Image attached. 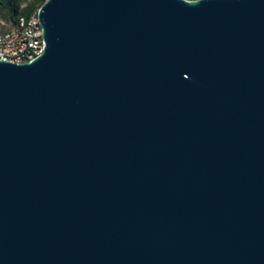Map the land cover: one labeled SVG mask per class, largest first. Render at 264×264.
Here are the masks:
<instances>
[{"label": "water", "instance_id": "water-1", "mask_svg": "<svg viewBox=\"0 0 264 264\" xmlns=\"http://www.w3.org/2000/svg\"><path fill=\"white\" fill-rule=\"evenodd\" d=\"M0 61V264H264V0H45Z\"/></svg>", "mask_w": 264, "mask_h": 264}, {"label": "built area", "instance_id": "built-area-1", "mask_svg": "<svg viewBox=\"0 0 264 264\" xmlns=\"http://www.w3.org/2000/svg\"><path fill=\"white\" fill-rule=\"evenodd\" d=\"M44 46L38 9L30 14H18L13 19L0 14V61H31L43 51Z\"/></svg>", "mask_w": 264, "mask_h": 264}, {"label": "trees", "instance_id": "trees-1", "mask_svg": "<svg viewBox=\"0 0 264 264\" xmlns=\"http://www.w3.org/2000/svg\"><path fill=\"white\" fill-rule=\"evenodd\" d=\"M45 0H0V14L13 19L18 14L36 11Z\"/></svg>", "mask_w": 264, "mask_h": 264}, {"label": "rangeland", "instance_id": "rangeland-1", "mask_svg": "<svg viewBox=\"0 0 264 264\" xmlns=\"http://www.w3.org/2000/svg\"><path fill=\"white\" fill-rule=\"evenodd\" d=\"M27 1H29V0H27ZM40 6H41V5H40ZM40 6H39V7H40Z\"/></svg>", "mask_w": 264, "mask_h": 264}]
</instances>
